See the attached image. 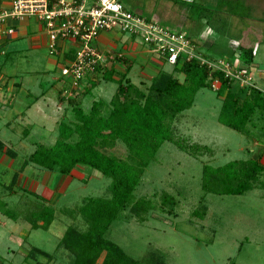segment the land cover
<instances>
[{
    "label": "rangeland",
    "instance_id": "obj_1",
    "mask_svg": "<svg viewBox=\"0 0 264 264\" xmlns=\"http://www.w3.org/2000/svg\"><path fill=\"white\" fill-rule=\"evenodd\" d=\"M119 1L130 11L154 20L165 28L191 33L196 48L204 42L202 53L214 57L223 55V43H216L209 49L210 41L217 36L212 37L213 31L205 28L204 22L189 23L192 21L188 20V13L183 11L180 2L175 4L174 0ZM246 2L253 7L250 19L246 20L244 25L235 18L231 20L238 29L247 31L246 39H251L252 44L256 46L250 75L252 82L264 91V85L260 84V73L264 72V0ZM124 37L131 38L128 34H124ZM137 43L144 45L141 40ZM235 45L236 43L229 42L228 48L232 49ZM13 46L7 50H13ZM228 53L229 51L226 54ZM6 58L0 57V87L2 88V84L9 85L13 82L19 87L13 93L5 94L7 101L11 97L15 101L12 103L14 111L9 113V117L8 114L0 116V140L3 142L0 159L7 157L13 160L15 157L8 155L13 151L21 165L22 160H27L37 144L50 146L56 140L57 123L65 110L57 116L55 114L49 121H42L41 113L31 111L36 108L33 106L28 110L31 111L28 112V118H22L25 106L36 100V96L42 92H45L46 102H40L45 105L43 109L47 110L45 117L51 118L55 105L52 103L56 99L59 100L58 96L55 97L59 87L54 78L61 77V65L49 64L48 50L39 53L38 65L29 62L33 60L31 57L25 59L15 53H10ZM225 58L227 59V55ZM140 64L138 61L134 64L137 73L141 68ZM171 68L168 63L164 65L166 71H171ZM115 76L119 78L118 75ZM178 78L181 81L183 79L182 76ZM97 79L98 86L86 94L82 103L86 111L94 100L110 101L116 90L117 84L114 81L101 77ZM141 89L146 91L147 86ZM3 97V90L0 89L2 112L7 108L3 105ZM221 103V98L217 97L215 91L200 89L194 97L192 107L171 122L176 139L187 145H206L212 150V155L193 157L171 142L163 143L155 159L144 170L135 191L137 198L146 197L154 208L149 209L143 221L126 210L108 232L107 236L113 242L141 264H155L158 261L162 264H264L263 175L254 189L238 196L205 193L201 187L203 164L217 167L230 161L250 158L252 152H256L258 148L254 140L261 138L260 133H264V129H253V125L246 124L250 133V137H247L222 125L217 119ZM67 110V115H64L66 117L70 115L69 109ZM111 152L120 157L127 154L126 147L120 141ZM31 170L29 167L28 171ZM28 171L26 170L24 176H29ZM71 173L72 180L66 189L56 194V198L52 200L49 193H42L41 186L34 192L20 190L14 194L12 189L15 186L5 188L3 175L0 174V264L73 263V255L60 244V240L68 226L84 231L85 221L77 212V208L84 198L109 197L110 179L82 166ZM18 176L19 172L16 178ZM80 176L84 180H81ZM163 194L176 199L172 213L163 209ZM44 206L47 207L44 211L46 217L52 216L53 221L47 228L31 229V222L38 218L36 215L43 211ZM72 211L74 212L71 213ZM19 231L28 234L27 238L20 237ZM33 248L52 256V259L48 261L47 256L33 252Z\"/></svg>",
    "mask_w": 264,
    "mask_h": 264
},
{
    "label": "trees",
    "instance_id": "obj_2",
    "mask_svg": "<svg viewBox=\"0 0 264 264\" xmlns=\"http://www.w3.org/2000/svg\"><path fill=\"white\" fill-rule=\"evenodd\" d=\"M173 2L175 4L180 2L183 5L182 9L188 13V20L192 21L189 23L204 22L205 28L213 31L212 37L217 36L210 41L209 49L216 43H223V55L214 57L201 52L204 42L196 48L193 35L185 32L197 52L210 59L225 58L227 55V59L233 64L241 63L248 67L252 65L256 46L252 44L251 39H246L247 31L243 28L238 29L239 27L233 25L231 20L235 18L244 25L246 20L250 19L253 7L246 0ZM122 5L125 7L123 3ZM229 42L236 45L230 49ZM226 50L229 51L228 54ZM110 54L111 52L107 53ZM115 62L124 63V60L122 56L116 57L111 64ZM250 71L249 69L248 72ZM126 73H116L119 78L114 79L115 71L112 67L104 68L103 71L98 68L94 78L87 80L90 83L88 89L70 90L71 97L68 98L59 96L60 100L66 101L70 115L63 116L57 123L58 133L55 142L50 146L37 144L24 161V164L32 163L40 169L62 176H69L80 166L88 167L98 172L100 176L110 179L109 197L84 198L77 208V212L85 221L84 231L68 226L60 240V244L73 255L72 264H141L113 242L107 236L108 232L126 210L143 221L149 209L154 208L146 197L137 198L135 191L144 170L155 159L163 143L171 142L193 157L202 154L212 155V150L206 145H187L176 139L171 125L178 115L192 107L194 97L200 89L208 88L221 98L217 119L222 125L247 137H250V133L246 129V124L253 125V129H264V91L246 85L239 86L222 71H211L196 60L179 61L170 72L160 70L151 79L146 91L132 84L126 78ZM178 75L183 76L182 81ZM98 77L114 81L117 84L116 90L108 103L102 100L93 101L86 111L82 107L83 100L86 94L96 87ZM214 81L219 83L218 88H213ZM59 93H62V90ZM260 135L264 137V133ZM118 141L126 147L125 157L111 152ZM2 147L3 142L0 140V149ZM8 155L14 156L13 153ZM261 159L262 153L259 148L246 160H234L217 167L203 164L201 172L203 191L235 196L251 191L260 183V177L264 173ZM15 181L16 175L11 183ZM161 198L163 209L172 213L176 199L168 194H163ZM46 208L44 206L43 211L36 215L38 218L31 222V229L47 228L53 221L52 216L46 217L44 213ZM39 221L41 223H38ZM32 251L47 256L48 261L52 259V256L38 248H33ZM155 264L162 263L158 261Z\"/></svg>",
    "mask_w": 264,
    "mask_h": 264
},
{
    "label": "built area",
    "instance_id": "obj_3",
    "mask_svg": "<svg viewBox=\"0 0 264 264\" xmlns=\"http://www.w3.org/2000/svg\"><path fill=\"white\" fill-rule=\"evenodd\" d=\"M23 19H35L41 24L49 53L60 57V75L69 85L64 90L65 98L71 97L70 90H79L85 80L94 78L96 69L103 71L108 63L122 56L121 53L107 55L97 49L95 42L102 32H118L139 39L157 50L172 67L179 61L193 59L211 71H222L239 86L262 90L252 82L247 65L233 64L226 58L204 57L183 30L148 21L139 13L127 10L119 0H11L0 11V39L15 34L10 22ZM218 85L214 81L213 88Z\"/></svg>",
    "mask_w": 264,
    "mask_h": 264
},
{
    "label": "crops",
    "instance_id": "obj_4",
    "mask_svg": "<svg viewBox=\"0 0 264 264\" xmlns=\"http://www.w3.org/2000/svg\"><path fill=\"white\" fill-rule=\"evenodd\" d=\"M11 0H0V11L6 7L9 6ZM11 26L15 28V34L13 36H2L0 39V57L8 58L10 56V53H15L16 56L18 57H23V58H28L31 57L33 60H28L34 65H38V57L39 53L48 50V39L45 34V32L42 29V26L39 22H37L35 19H23L20 21L10 22L9 23ZM203 37V36H202ZM130 39L132 41L130 42ZM213 39V38H212ZM139 39L136 38H126L124 37V34H116L114 32H102L98 39L95 42V46L97 49L103 53H121L122 54V59L124 60L123 62H118V63H108L106 65V69H110L112 67V70L115 71V74L113 75L114 79H118L115 75L116 73H126L127 69L128 72L126 73V78L134 85L137 87H146L150 84V81L152 78H154L160 70H164V65L165 60L164 57L153 47L151 46H146V45H139L137 43ZM128 42L130 44H128ZM13 46V50L8 51L7 48ZM130 51H127V50ZM49 52V50H48ZM50 54V53H49ZM6 58V59H7ZM49 64H55L57 66L61 65L60 57L54 56L50 54V58L47 59ZM138 61L141 64V68L139 72L137 73L134 70V64L135 62ZM17 62V60H16ZM19 62V61H18ZM251 69V66L249 67ZM1 70V69H0ZM172 70V68H171ZM264 71V70H263ZM170 72V71H167ZM181 77L182 75H178ZM183 77V76H182ZM100 78V77H99ZM88 80V79H87ZM85 81L82 83L80 86V90H84V88L88 89L89 84L88 81ZM54 82L58 85L59 87L58 92H62L64 90H67L69 88L68 82L66 79L58 77L54 78ZM98 79H96V86H98ZM260 84L264 85V72L260 73ZM55 84V85H56ZM17 83H11L8 85V83L2 84V88L0 89L3 90V105L6 106V111H0V116L8 114L11 111H14L12 109V103L15 101L12 99V97L7 101L8 98H6L5 94L6 93H13L14 90L18 88ZM259 87V86H258ZM260 88V87H259ZM56 94L55 97L63 96L62 93ZM44 94L45 92H42L41 95L36 96V100L30 102L27 106H25V110L23 112V119L28 118V112L31 113V111H36L42 114L43 120L44 121H49L53 118V116L56 114V116L59 114V112L63 113L65 110L64 115H67V105L66 101L64 99L57 100L53 102L52 104L54 105V109H52V115L51 118L48 119L45 117L47 114L45 105L42 104L40 101L43 100L44 103L46 100H44ZM9 94H7L8 96ZM85 99V98H84ZM95 101V100H94ZM104 101V100H102ZM84 102V100H83ZM108 102V101H106ZM35 106L33 110L32 107ZM19 107V106H18ZM31 110V111H28ZM8 111V112H7ZM16 112V110H15ZM14 112V115H15ZM63 115V116H64ZM15 117H17L15 115ZM55 119V118H54ZM27 130V129H26ZM25 130V131H26ZM24 131V129H23ZM261 140V141H260ZM260 140H254V143L258 145L257 149H261L262 153V159H261V164L264 166V137L260 138ZM262 143V145H261ZM8 151V150H7ZM13 153V151H12ZM254 153V152H252ZM14 154V153H13ZM14 159L10 160L7 157H1L0 159V174L1 176L3 175L4 179V186L7 189H10V185H14V189H12V193H17L22 191H29V192H34L39 186H41L42 193L43 194H48L51 198H56V194L62 193L69 182L72 180V176H62L58 173H53L46 171L44 169H40L37 166H34L32 163L29 165V163L24 164V161L22 160V164L19 165V159L17 158V154H14ZM19 165V166H18ZM27 165V166H26ZM29 165V166H28ZM29 167L32 168L31 171H28ZM26 170L30 172L29 176H24ZM75 170V169H74ZM19 172V176L16 178L15 183H11L14 175H16ZM73 172V171H72ZM72 174V173H71ZM264 177V173H263ZM81 180H84L79 177ZM264 180V178H263ZM17 188V189H16ZM10 227V226H9ZM19 233H21L19 231ZM28 234L26 235L25 233H21L20 237H27ZM19 239V238H18Z\"/></svg>",
    "mask_w": 264,
    "mask_h": 264
}]
</instances>
